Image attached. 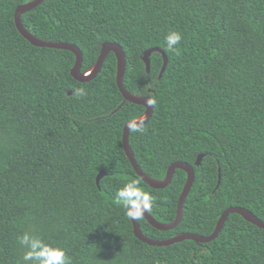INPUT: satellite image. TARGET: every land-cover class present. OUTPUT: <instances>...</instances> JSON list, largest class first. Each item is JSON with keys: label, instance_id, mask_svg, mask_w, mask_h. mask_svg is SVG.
<instances>
[{"label": "trees", "instance_id": "16d2710c", "mask_svg": "<svg viewBox=\"0 0 264 264\" xmlns=\"http://www.w3.org/2000/svg\"><path fill=\"white\" fill-rule=\"evenodd\" d=\"M30 1L0 0V264H20L25 231L63 247L71 264H264V229L237 214L207 244L154 247L133 235L117 190L138 180L153 197L149 213L170 223L186 174L176 170L163 189L136 175L122 129L145 109L123 100L114 54L92 80L76 81L71 52L34 47L16 30L15 9ZM21 22L41 40L76 46L81 72L102 44H118L124 88L154 101L143 132L129 133L137 165L155 180L174 162L193 166L181 222L158 231L141 216L146 237L208 236L229 207L264 222V0H44ZM170 31L183 37L177 51L166 47ZM153 48L167 58L161 78L159 53L149 73L141 60Z\"/></svg>", "mask_w": 264, "mask_h": 264}, {"label": "water", "instance_id": "95a60500", "mask_svg": "<svg viewBox=\"0 0 264 264\" xmlns=\"http://www.w3.org/2000/svg\"><path fill=\"white\" fill-rule=\"evenodd\" d=\"M44 0H32L30 2H27L25 4H21L16 7L14 12V24L16 27V30L20 34L22 38H24L28 43H30L34 47L38 48H49V49H56V50H66L71 52L74 55V65L70 70V75L72 78H74L78 82H88L92 80L100 71L102 68V65L105 61L106 56L109 53H113L116 59V85L117 88L123 98L124 101L142 106L144 107L145 111L144 113L137 119L132 120L130 122H127L123 129H122V145H123V151L129 160L134 172L138 177L141 178V180L146 183L150 188L153 189H163L166 186H168L172 180V177L176 170H181L186 174V181L184 184V187L179 195L178 203H177V209H176V216L174 220L170 223H161L158 222L153 218V216L149 213V211H145L141 216L144 218V220L154 229L158 231H169L172 229H175L179 223L182 220L183 216V206L185 203V200L189 194V191L193 185L195 174L193 166L185 163V162H174L170 166H168L166 170V174L163 180H155L147 175H145L139 166L137 165L133 154L129 148V133L130 128L129 124L133 121L137 122L139 125L143 126L146 124V122L150 119L152 114V101L149 97H140L137 95L130 94L123 86V76L125 72L126 67V60H125V54L122 50V48L115 43H104L101 46L100 54L97 58L96 63L86 72H81V65H82V53L81 51L73 45L66 44V43H59V42H49L45 40H41L34 35H32L29 31H27L22 22H21V16L25 13L35 9L38 7ZM153 52H157L161 55L163 64L161 67V70L159 72L158 78H161L162 74L164 73L167 65V58L163 51L159 48H153L150 50H147L143 53L141 60L144 63L146 73H149L150 70V61L149 57ZM69 94V93H68ZM203 158V155H199L195 161V166H199L201 163V160ZM105 175L104 172H99V174L96 177V184H98L99 180ZM219 182V180H218ZM230 214H237L242 219H244L246 222L260 228L264 229V222L257 219L251 212L248 210H245L240 207H229L227 208L219 217V219L216 222L215 228L213 232L208 236H200L196 234H178L172 238L166 239V240H153L148 237H146L140 228V225L137 221V219L130 218L131 224H132V231L133 235L141 242L154 247H166L170 246L176 243H181L186 240H191L195 242L196 244H207L214 239L217 238L219 233L221 232L228 216Z\"/></svg>", "mask_w": 264, "mask_h": 264}, {"label": "clouds", "instance_id": "9594fccd", "mask_svg": "<svg viewBox=\"0 0 264 264\" xmlns=\"http://www.w3.org/2000/svg\"><path fill=\"white\" fill-rule=\"evenodd\" d=\"M182 39L180 32L170 31L165 37L167 49L177 51L176 46ZM129 128L134 132H143L144 130L135 121L129 124ZM116 200L126 209L127 217L138 219L145 211L150 210L153 197L140 188L138 180L133 179L117 190ZM18 242L25 249L20 264H71V258L67 256L63 247L50 244L38 235L25 231L18 237Z\"/></svg>", "mask_w": 264, "mask_h": 264}]
</instances>
